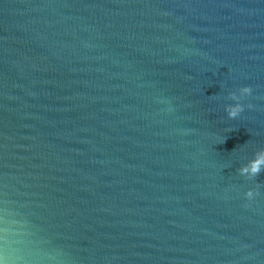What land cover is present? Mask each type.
I'll return each instance as SVG.
<instances>
[{"label": "water", "instance_id": "obj_1", "mask_svg": "<svg viewBox=\"0 0 264 264\" xmlns=\"http://www.w3.org/2000/svg\"><path fill=\"white\" fill-rule=\"evenodd\" d=\"M262 148L264 0H0V264H264Z\"/></svg>", "mask_w": 264, "mask_h": 264}, {"label": "clouds", "instance_id": "obj_2", "mask_svg": "<svg viewBox=\"0 0 264 264\" xmlns=\"http://www.w3.org/2000/svg\"><path fill=\"white\" fill-rule=\"evenodd\" d=\"M251 91L252 90L249 86H242L238 89L239 94H237V92L229 93L230 99L235 101V103L225 106V111L229 118H236L244 110V105H242L239 101L242 97L249 95ZM248 106L251 107V105ZM262 170H264V148L257 151L247 164L242 165L238 169V172L241 176L251 179L257 176ZM257 194L258 193L254 189H248L244 193L248 200H252Z\"/></svg>", "mask_w": 264, "mask_h": 264}]
</instances>
